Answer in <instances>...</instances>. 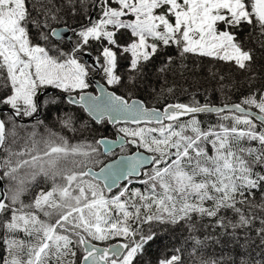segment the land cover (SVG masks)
<instances>
[{
	"label": "snow or ice",
	"instance_id": "1",
	"mask_svg": "<svg viewBox=\"0 0 264 264\" xmlns=\"http://www.w3.org/2000/svg\"><path fill=\"white\" fill-rule=\"evenodd\" d=\"M0 264H264V0H0Z\"/></svg>",
	"mask_w": 264,
	"mask_h": 264
},
{
	"label": "trees",
	"instance_id": "2",
	"mask_svg": "<svg viewBox=\"0 0 264 264\" xmlns=\"http://www.w3.org/2000/svg\"><path fill=\"white\" fill-rule=\"evenodd\" d=\"M222 70H223L225 73H227V69H222ZM204 71H205V73H206V72H207V69H205ZM184 87H187V85H184ZM201 91H203V88H201ZM209 91H211V86H209ZM139 95H142V98L146 99L147 102H148L151 106H159V104H158L154 99L148 97L147 94H139ZM239 96H240V93H239V92H235V93H233V94L231 95V97H230L229 102H231V101H237L238 98H239ZM180 98H181L182 100H183V99H186V97H184V96H181ZM224 99H225V98H224L223 96L219 95V94H217V95L215 96V100H216L217 103L221 102V101L224 100ZM169 101H171V98H169ZM62 114H63V113H61V115H62ZM73 114H74V115H80V116H82V117L84 118L83 121H81V123L86 122V121L88 120V117H87V114H86V113H83V112H79V113L73 112ZM49 122H50V123H55V121L52 120V119H50ZM55 126H56V129H57V130L60 129V125H59L58 123H56ZM77 127H80V124H77ZM114 131H115V130L112 129L111 126H109V130H108V132H107V136H108V137H111V138L115 137V135H114ZM63 134L66 135V136H68L69 138H72V142H76V140L80 139V136H81V134H80L79 132L72 133V132L64 131ZM84 135L87 136L88 133L85 132ZM153 253H154V254H153L150 258H151L152 260H155V255L158 254V253L155 252V248L153 249Z\"/></svg>",
	"mask_w": 264,
	"mask_h": 264
},
{
	"label": "water",
	"instance_id": "3",
	"mask_svg": "<svg viewBox=\"0 0 264 264\" xmlns=\"http://www.w3.org/2000/svg\"><path fill=\"white\" fill-rule=\"evenodd\" d=\"M86 114H87V113H86ZM109 138H110V139H114L115 137H113V138L109 137ZM117 150H118V149H117ZM117 150H116V151H117Z\"/></svg>",
	"mask_w": 264,
	"mask_h": 264
},
{
	"label": "rangeland",
	"instance_id": "4",
	"mask_svg": "<svg viewBox=\"0 0 264 264\" xmlns=\"http://www.w3.org/2000/svg\"><path fill=\"white\" fill-rule=\"evenodd\" d=\"M118 151V150H117Z\"/></svg>",
	"mask_w": 264,
	"mask_h": 264
}]
</instances>
